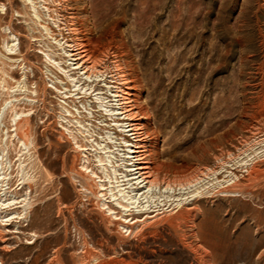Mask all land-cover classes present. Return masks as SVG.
<instances>
[{
	"label": "rangeland",
	"instance_id": "obj_1",
	"mask_svg": "<svg viewBox=\"0 0 264 264\" xmlns=\"http://www.w3.org/2000/svg\"><path fill=\"white\" fill-rule=\"evenodd\" d=\"M3 203L0 264H264V0H0Z\"/></svg>",
	"mask_w": 264,
	"mask_h": 264
},
{
	"label": "bare ground",
	"instance_id": "obj_2",
	"mask_svg": "<svg viewBox=\"0 0 264 264\" xmlns=\"http://www.w3.org/2000/svg\"><path fill=\"white\" fill-rule=\"evenodd\" d=\"M90 46H91V41L86 40V39L85 40L81 39L76 44L75 51L77 52V54L75 55V57H77V60L83 59L85 63H90V64L96 63L97 59L96 58L93 59L92 53L90 51ZM93 69H95L94 66L92 67V70ZM123 74L124 73H122V75L120 76V80L118 79L121 82L119 98L121 101V107H122L121 109L125 115V118L128 120L129 132L132 133L131 136L133 137V140H134L133 149H134V154H136L135 158L139 163L137 167V170L139 171V178L143 179V181H145L150 188L154 186L157 187L159 185V182L157 180L156 174H154V172H156V169L153 168V166L149 165L150 164L148 161L149 159L146 158L150 156L152 152L150 149H148L150 147V133H149V128H148L149 124L146 122L145 123L140 122V119L146 116V112L143 111V109L139 108L137 105V100H136L137 96L134 92L135 84L133 80L127 78ZM19 121H20L19 119L13 120L15 128H17ZM179 171L182 174L178 178L179 180L177 179L178 181H175L173 183L172 182L164 183L166 188H171L172 186H174V184H176L175 186L184 187V186L191 185L192 183L198 180V177H197L198 175L194 176L196 173H193L194 175H192L191 173L187 174V172L189 171V168L186 167L185 165L182 166ZM235 187H237V183L234 182L231 186L227 187L224 192L228 193L230 189H233ZM90 194L96 197L98 192L90 191ZM10 206H11L10 204H4V203L0 204V207L2 209L3 208L7 209ZM102 224L106 230H110L111 227H112L111 228L112 230H117L119 227H122L123 229L130 228V226H125L124 224L115 222L111 217H108V218L102 217Z\"/></svg>",
	"mask_w": 264,
	"mask_h": 264
}]
</instances>
